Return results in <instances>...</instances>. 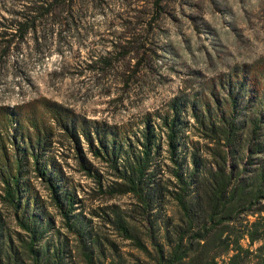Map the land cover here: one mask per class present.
Wrapping results in <instances>:
<instances>
[{"label":"trees","instance_id":"16d2710c","mask_svg":"<svg viewBox=\"0 0 264 264\" xmlns=\"http://www.w3.org/2000/svg\"><path fill=\"white\" fill-rule=\"evenodd\" d=\"M17 1L19 21L11 25L12 39L0 35V46L36 32L35 24L60 5L72 7V0ZM246 82L239 74L230 84ZM236 96L229 95V114L220 115H212L209 101L196 107L173 100L164 113L146 116L132 137L125 126L61 106L48 108V122L36 112L0 110V203L17 228L9 232L0 213V264H125L106 263L103 246L115 243L92 236L76 218L80 201L60 184L65 175L50 156L51 120L74 143L78 170L93 183L92 199L101 201L90 215L143 256L138 264H264V121L241 119ZM188 106L192 124L183 121ZM190 130L196 140L188 141ZM26 161L48 200L32 189ZM123 197L124 207L108 203Z\"/></svg>","mask_w":264,"mask_h":264},{"label":"rangeland","instance_id":"374dc122","mask_svg":"<svg viewBox=\"0 0 264 264\" xmlns=\"http://www.w3.org/2000/svg\"><path fill=\"white\" fill-rule=\"evenodd\" d=\"M19 3L0 0L3 41L12 39L11 25L19 21L15 13L22 9ZM71 3L39 20L36 32L0 46V110L36 112L48 122V108L61 106L87 120L125 126L132 137L131 131L137 132L146 116L164 113L173 100L195 102L196 107L209 101L212 115H220L229 114V95L237 94V115H262L264 121V0ZM100 58L106 59L107 67ZM95 67L101 70L93 72ZM239 74L247 78L246 84H230ZM189 108L183 121L192 124ZM50 124L55 128L50 156L65 175L60 184L80 201L76 218L92 236L115 243L114 248L103 246L106 263L117 258L125 264L144 261L128 242L90 215L101 201L92 199L93 183L78 170L74 143L52 120ZM186 134L188 141L197 139L191 130ZM82 145L86 148L84 141ZM24 166L32 189L48 200L46 188L33 178L31 163ZM128 202L123 197L108 203L124 207ZM6 208L0 203L5 227L13 233L17 228ZM47 209L54 214L50 206ZM54 218L60 228L59 217Z\"/></svg>","mask_w":264,"mask_h":264}]
</instances>
